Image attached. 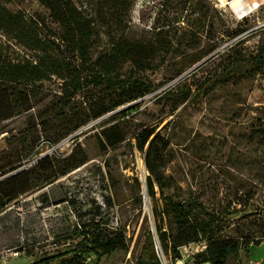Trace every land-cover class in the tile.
<instances>
[{
    "label": "rangeland",
    "instance_id": "374dc122",
    "mask_svg": "<svg viewBox=\"0 0 264 264\" xmlns=\"http://www.w3.org/2000/svg\"><path fill=\"white\" fill-rule=\"evenodd\" d=\"M243 1L258 3L245 18L219 0H0V23L22 12L43 24L42 41L58 44L32 49V36L20 41L0 30V78L21 75L48 55L63 60L60 75L35 82L32 102L0 122V182L25 170L38 178L37 162L47 156L57 168L74 153L89 160L7 205L0 264H68L88 239L85 224L127 237L124 248L85 254V264H139L147 226L153 230L155 218L160 223L163 207L158 187L145 203L150 173L137 137L146 129L169 143L165 170L177 194L199 195L210 210L219 209L224 235H249L236 264H264V144L252 138L253 129L264 127V0ZM77 12L92 30L87 64L62 41L78 39ZM22 78L21 85L29 84ZM101 78L138 81L151 92L56 142L67 107L127 99L129 84L113 89ZM12 86L1 85L0 98ZM170 91L177 95L167 97ZM115 125L126 140L103 148L99 136ZM205 248L204 242L182 248L176 264H196Z\"/></svg>",
    "mask_w": 264,
    "mask_h": 264
},
{
    "label": "trees",
    "instance_id": "16d2710c",
    "mask_svg": "<svg viewBox=\"0 0 264 264\" xmlns=\"http://www.w3.org/2000/svg\"><path fill=\"white\" fill-rule=\"evenodd\" d=\"M74 21L79 27L78 39H71L66 36L62 38V41L75 47L79 51L83 64H87L89 62L92 30L88 19L82 13L77 12ZM41 27L43 28L41 22L27 17L22 12L14 15L8 14L7 20L0 23V30L8 36H14L20 41L24 39L28 41L33 37L34 39L33 41L31 40L32 43L30 44L32 49L47 48L52 50L53 46L58 44L53 39L42 41L38 37ZM29 36L32 37L29 38ZM1 64L3 62L0 57V66ZM62 64L63 60L60 58L48 55L40 59L39 63L30 70L27 67H23L25 71H22L21 75V71L17 70L16 73L9 74L7 78H0V86L6 83L13 85L8 91V96H6L7 89L4 88L2 90L0 122L13 117L20 110L27 107L35 98L32 95V92L36 90L35 82L47 79L52 75H60ZM22 76H26L27 81L25 82L29 84H20L19 79L22 80ZM101 81L107 87L113 89H121L125 84H129L131 87L127 91V99L113 104H108L104 101L94 103V101L84 99V102L75 109L67 107L68 110L65 109L62 115V124L59 125L60 130L53 137L56 142L73 134L92 120L99 119L127 102L137 100L151 92L149 86L138 81H128L118 85L102 78ZM77 86L79 88V83ZM123 90L125 92V89ZM175 95H177V92L173 91L166 94L167 97ZM70 98L71 96L67 95V91H64L63 99L69 101ZM186 98H188V92L185 95ZM118 128L119 125H115L102 132L104 138L99 136V141L103 148L115 146L126 140V136L120 131H113ZM252 138L257 140L258 143L264 144V127L253 129ZM137 139L140 149L146 153L145 162L150 173L146 183L147 191H149L150 195H153L155 194V188L158 187L163 203L160 223L155 218L156 233L150 226H147L144 256L140 259L139 264H164L162 252L157 249V240H159L160 246L164 250L163 252L170 254L173 264L183 259L182 248L200 242H204L206 248L195 255L196 264H236L240 252L250 244L249 235L242 236V233L238 230L236 236L224 235L219 209L214 207L210 210L199 195H189L188 198H185L177 194L175 179L168 175L165 170L169 143L161 132H157V129H146L138 135ZM39 140L40 136L33 140L29 155L35 151ZM53 160L50 156H47L37 162V166L42 168V175H39L38 178L32 177V171L25 170L0 182V215L6 210L8 204L22 195L32 192L35 187H40L45 183H53L89 161L86 156L74 153L70 157L63 159L60 162L62 166L57 168V164L53 166ZM16 169L12 168L11 171ZM144 222L148 225L147 217H145ZM82 234L88 239L82 244L81 255L77 254L67 259L68 264H85V254L98 251L111 252L127 246V237L120 231L107 232L100 229L98 224L83 225Z\"/></svg>",
    "mask_w": 264,
    "mask_h": 264
},
{
    "label": "bare ground",
    "instance_id": "6f19581e",
    "mask_svg": "<svg viewBox=\"0 0 264 264\" xmlns=\"http://www.w3.org/2000/svg\"><path fill=\"white\" fill-rule=\"evenodd\" d=\"M229 5L235 10L239 18H245L249 16L255 9L258 8V3L254 5H248L245 4L243 0H229Z\"/></svg>",
    "mask_w": 264,
    "mask_h": 264
},
{
    "label": "water",
    "instance_id": "95a60500",
    "mask_svg": "<svg viewBox=\"0 0 264 264\" xmlns=\"http://www.w3.org/2000/svg\"><path fill=\"white\" fill-rule=\"evenodd\" d=\"M144 198H145V203L147 204L148 203L149 196H148V191H147V185L146 184H144ZM153 231H154V233H156V227H155L154 223H153ZM157 249L159 251H161V246H160L159 240H157ZM162 258H163L164 264H167L163 252H162Z\"/></svg>",
    "mask_w": 264,
    "mask_h": 264
},
{
    "label": "built area",
    "instance_id": "2783aa9c",
    "mask_svg": "<svg viewBox=\"0 0 264 264\" xmlns=\"http://www.w3.org/2000/svg\"><path fill=\"white\" fill-rule=\"evenodd\" d=\"M222 5H229V0H219Z\"/></svg>",
    "mask_w": 264,
    "mask_h": 264
}]
</instances>
